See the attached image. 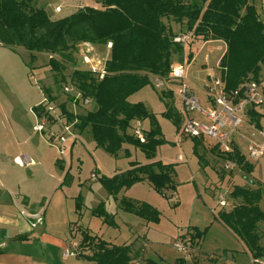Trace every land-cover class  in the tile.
<instances>
[{"label":"rangeland","instance_id":"rangeland-1","mask_svg":"<svg viewBox=\"0 0 264 264\" xmlns=\"http://www.w3.org/2000/svg\"><path fill=\"white\" fill-rule=\"evenodd\" d=\"M250 3L256 6L261 19L264 20V0H250ZM34 6L45 9L52 20L70 16L88 6L101 8L95 0H34ZM164 22L172 36L189 33L185 23L170 19H164ZM109 44L77 46L74 50V62L65 63L66 68L62 75H56L49 66L52 57L60 59L57 55L40 53L32 56L22 47L8 49L0 46V184L2 182L9 184L10 180L17 182L20 190L29 194L33 201L39 200L40 208H47L50 204L48 211L50 215L56 207L58 211L61 209L63 215L73 217L77 198L81 197L83 210L80 216L76 215L73 219L76 220L75 224H78L76 227H81L82 230L89 228V232L93 235L101 239L104 237L106 240H108L106 232L109 231L110 236H113L117 225L105 224L104 227L103 220L92 214V209L101 203V193L106 192L99 179L103 176L111 178L127 171L131 162L145 164L147 161L145 154L138 147L127 144L119 151V156L113 157L104 149L95 146L88 128L80 132L76 125L74 133L77 134V139L70 140L61 155L57 148L58 144L51 141L49 132L60 134L62 131V125L65 123L59 113L62 105L66 106L67 113L64 116L68 113L75 116L85 115L97 109L95 102L87 106H74L70 103L68 95L62 92V87L75 70H92V67L102 70L106 61L110 59L111 44ZM198 45L203 46L202 50L195 57V62L191 63ZM224 49L223 43L193 35L191 42L183 47L181 54L174 55V62L187 65V77L190 69L202 71L200 74L192 75L191 80L185 82L187 86L195 84L192 88L203 107H205L204 86L208 80L204 70L213 69L212 74L215 76L221 73L219 63ZM85 56L90 59V64L84 63ZM189 64L191 68L188 67ZM62 77L65 80H62ZM260 77L264 82V71ZM46 89L50 91L51 97L45 94ZM262 91L264 93V88ZM46 97L49 98L47 102H45ZM49 100L57 106L56 111L50 113L49 124L44 131L37 132L34 127L42 120V112L46 110L43 105L48 104ZM130 102L142 103L155 117L165 140V143L159 146L157 158L163 159L164 162L160 161L164 164H173L175 170L173 175L177 197L175 202L142 182L122 189L125 190L126 196L121 198L128 196L129 198L126 199L138 205L147 204L159 212L158 220L147 221L120 208L125 213L119 214L120 227L122 221L126 219L124 222L133 228L132 241L143 240L146 245L144 262L151 259L161 264H253L250 254L241 250L239 242L232 232L218 221L217 215L221 211H230L237 205V202L231 198L233 187L264 188V156L258 161H251L248 158L250 141L254 139L262 141L264 117L258 121L262 129L259 131L255 128L256 121L251 120L252 117L248 114L247 125L235 137L236 147L254 167L251 174H245L235 161L229 159L228 155L215 146L214 141L207 138L196 139L199 142L197 152L201 155L199 160L194 153V139L181 137L182 127L188 116L195 119L200 117L196 112L187 114L184 110L177 82L168 80L167 87L161 90L153 86L151 81V84L132 95ZM37 106H41L38 112L35 110ZM169 109L170 116H167ZM255 111L264 116V103L255 107ZM140 122L143 131L147 133L151 129L150 120L140 119ZM134 127L135 123L131 124L129 133L132 137ZM252 127L255 128V138L251 134ZM125 150L129 152L127 157L122 153ZM21 154L32 156L37 164L22 163V168H19L6 160V157ZM53 154L57 162L63 165L61 168L55 166L52 161ZM179 155L183 161L179 159ZM38 159L42 164L38 163ZM207 167L208 170L203 172ZM67 172L68 185L62 184ZM92 174L97 175L96 181H92ZM219 195H224L230 203V207L226 210L217 208ZM111 203L114 202L112 200L103 202L104 210L115 218L113 213L117 211L116 207L108 209ZM114 208L116 211L112 212ZM260 208L264 211V194ZM55 216L62 217L58 212ZM141 219L145 221V225L141 223ZM197 231L203 235L197 236ZM259 231L262 235L261 244L264 246V224L259 225ZM79 232L77 231V242H80L81 238ZM180 236L192 237L195 242V245L194 242L192 243L193 251L188 258L173 247V241ZM72 237L75 238L74 235ZM87 253L90 254V251L88 250ZM182 259L185 261L183 262ZM135 260L140 261H134L133 264L143 263L138 257Z\"/></svg>","mask_w":264,"mask_h":264},{"label":"trees","instance_id":"trees-1","mask_svg":"<svg viewBox=\"0 0 264 264\" xmlns=\"http://www.w3.org/2000/svg\"><path fill=\"white\" fill-rule=\"evenodd\" d=\"M101 8L85 7L57 20H52L45 9L36 8L34 0H0V46L8 49L22 47L32 54L57 55L49 66L62 75L65 63L74 62V50L83 43L92 45L111 44L110 59L104 66L102 79L91 70H75L68 78L84 97L91 98L97 105L95 111L85 115L68 113L66 120L76 119L77 129H89L97 148L111 156H117L124 145L138 147L151 161L146 164L131 162L130 168L111 178L99 179L106 192L117 200L124 188L148 181L153 189L166 197L165 191H176L173 181V164L152 161L157 148L165 143L156 119L142 103H131L130 97L151 84V77L168 78L174 55L181 54L183 47L173 42V36L164 19L185 23L192 36L205 40L222 41L226 51L219 66L230 93L244 81L262 82L264 71V20L250 0H95ZM62 80L65 78L62 77ZM66 83V81H65ZM45 94L51 97L48 89ZM172 95V94H171ZM52 99V98H51ZM41 106L35 107L38 112ZM66 106H61L64 115ZM251 120L259 131L262 114L251 109ZM170 116V109L166 113ZM136 119H149L151 129L146 133V143H140L129 133ZM199 146L194 139V153ZM129 156L128 150L124 152ZM245 174L254 167L235 146L228 155ZM61 168V167H60ZM68 172L62 184H69ZM264 188L233 187L231 198L237 205L230 211L217 215L220 221L247 248L252 260L264 259V246L259 225L264 224V211L260 208ZM77 198L75 209L80 216L83 204ZM119 207L127 213L144 220L159 219V212L147 205L122 198ZM93 216L104 224L116 226L114 218L104 210L103 202L92 209ZM80 231L79 252L76 257L95 264H129L133 257V244L112 245L93 235L88 229ZM197 236L203 233L197 231ZM90 251V254L87 251ZM138 254L136 253V258ZM145 264H158L147 259ZM256 264V263H255Z\"/></svg>","mask_w":264,"mask_h":264},{"label":"built area","instance_id":"built-area-1","mask_svg":"<svg viewBox=\"0 0 264 264\" xmlns=\"http://www.w3.org/2000/svg\"><path fill=\"white\" fill-rule=\"evenodd\" d=\"M192 39L191 33H183L174 35L173 42L185 47ZM88 45L89 43H83ZM80 44L79 46H81ZM91 45V44H89ZM110 45V44H109ZM84 63L90 64V59L85 56ZM92 72L96 73L100 79L103 78L104 68L99 70L97 67H92ZM187 79V65L174 62L171 65V70L168 78H161L153 76L151 78L153 86L157 89L164 90L167 87L168 80L177 82L181 102L186 113L190 114L196 112L199 119H195L190 115L184 122L182 127L181 137H191L193 139H204L214 141L215 146L226 155H232L236 146L235 137L247 125V115L251 109L264 103V82H255L252 80L244 81L236 90L228 93L225 90V83L221 73L217 76L214 74L208 75V80L204 86L205 107L201 105L199 98L196 96L194 89L186 84ZM69 80V79H68ZM63 84L62 92L69 97L70 103L74 106H87L92 104L93 99L84 97L82 93L69 81ZM49 99L46 97L45 102ZM46 110L42 112V120L34 127L37 132H43L46 125L49 124L48 117L50 113L55 112L57 106L49 100L48 104H44ZM61 117L65 120L62 125L60 134L49 132V137L53 143L58 144L59 153H64V147L70 140L77 139V134L74 133L78 121H68L66 116ZM75 113V112H74ZM135 127L133 129V138L140 143H146V133L143 131L142 123L136 119L133 121ZM252 137L255 138V128L252 127ZM262 141L251 140L248 146V158L251 161H258L264 156V134L261 135ZM181 142V138H179ZM92 181L97 180V175H91ZM230 207V203L226 200L224 195H219L217 208ZM22 215L29 219L35 220L31 223V227L35 228L37 224L43 221L42 214L30 213L26 211L21 212ZM193 238L180 236L173 241V247L184 256L190 255L193 251ZM3 244H0V248ZM79 252V242L75 238H70L68 241L67 251L65 256H76ZM253 264H264V259L252 260Z\"/></svg>","mask_w":264,"mask_h":264},{"label":"crops","instance_id":"crops-1","mask_svg":"<svg viewBox=\"0 0 264 264\" xmlns=\"http://www.w3.org/2000/svg\"><path fill=\"white\" fill-rule=\"evenodd\" d=\"M214 42L223 43L222 41H214ZM203 46L198 45V50L197 49L195 50L196 53L193 56L191 63H193V61L195 62V57L199 55ZM224 48L225 49H224L223 55L226 51L225 44H224ZM203 61H204V58H203ZM204 62L202 64H204ZM190 64L188 67L191 68ZM203 66H206V65H203ZM213 71L214 70L210 68L205 69L204 70L205 76L212 74ZM198 73L200 74L202 73V71L197 70V69L195 70L190 69L186 80L190 81L191 76L198 74ZM192 85L195 86V84H192ZM193 86H190V87H193ZM125 146L126 145H124L123 148ZM158 149L159 147L157 148L156 158H154L152 161L161 160L162 162H164L163 159L157 158ZM122 153L124 152L122 151ZM119 155L120 153H118L117 156ZM117 156H113V157H117ZM179 159L183 161L180 155H179ZM6 160L8 163L11 162L12 164H15L19 168H22L21 167L22 163H26L27 165L37 164L36 160L28 154L27 155L21 154V155L6 157ZM52 161L54 162L55 166H58V167L63 166L62 164H59V162H57V158L56 156H54V154L52 155ZM149 162L151 161L147 160L145 164ZM38 163L42 164V161L38 159ZM28 167H31V166H28ZM208 168L209 167H207L203 172H206ZM142 183L148 184L147 186L150 189H152V185L148 181H143ZM0 188H1L0 190V244H3V246L0 248V264H95V262L93 261L81 259L76 256H65L69 239L73 235L76 239V236H77V233H75V231H72V229H74V227L72 226V223H75L76 221V220H73L75 219V216L77 215L76 209H74L73 217L72 216L69 217L65 214L63 215L61 212V209L60 211H58L56 207H54L53 209L54 212L50 215L48 212L50 204L47 206V208H40L41 205L38 202L39 200L33 201L30 198L29 194L20 190L17 182L13 180H10L9 184H3L2 182V184H0ZM99 190L101 191V189ZM165 194H166V197H168L169 200H171L172 202L177 201V197L175 196L176 192L167 190L165 191ZM125 196H126L125 190H122V192L117 195L116 197L117 200L113 198L112 196H110L107 192L101 193V199H102L101 202L106 203V201L112 200L114 203H111L110 205H108V209L110 210V208L114 206L117 209L116 211L114 208V211H112V212L116 211L115 213H113V215L116 216L115 217L116 219L115 218L114 219L117 225L114 230L115 232L114 235L110 236L111 233L107 231L106 233H108V240L104 239L103 236L102 237H103V240H105L106 242L112 245L122 246V245L133 244L132 246L133 259L129 264H133L134 261H140V260H135L137 259L136 253L138 254L137 256L138 259L143 260V263L141 262V264H145L144 259L146 258H144L145 257L144 246L146 245L143 243L144 241L143 240L142 242L132 241L133 233H134L133 228L129 227L128 226L129 224L127 222H124L126 221V219L122 221L121 227L119 225L120 223L118 220L119 214L120 212L121 213H124V212L121 211L119 204H118L119 202L118 200L122 199L121 197H125ZM22 211H26L30 213H40L42 214L43 221L37 224L35 228H32L31 223L34 222L35 220L33 219L31 220L28 217L22 215L21 214ZM56 212H58L59 215L61 216L63 215V216L62 217L55 216ZM141 223L144 224L145 221L141 219ZM103 226L105 227L106 225L103 224ZM234 238L239 242L241 246V250L244 253L249 255V252L246 246L235 236ZM190 255H187L184 257L188 258ZM182 260L183 262L185 261V259H182ZM251 262H252V259H251ZM157 263L161 264L160 262H157Z\"/></svg>","mask_w":264,"mask_h":264}]
</instances>
